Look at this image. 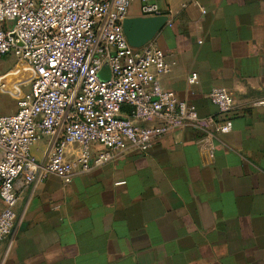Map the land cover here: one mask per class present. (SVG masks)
Wrapping results in <instances>:
<instances>
[{"label":"crops","instance_id":"crops-1","mask_svg":"<svg viewBox=\"0 0 264 264\" xmlns=\"http://www.w3.org/2000/svg\"><path fill=\"white\" fill-rule=\"evenodd\" d=\"M155 1L169 15L153 42L174 63L161 84L197 107L201 125L72 179H19L0 264H264V108L251 104L264 97V0ZM14 59L0 60V114L14 112L1 92ZM213 87L235 101L232 131L216 138ZM47 149L41 139L32 153Z\"/></svg>","mask_w":264,"mask_h":264},{"label":"built area","instance_id":"built-area-1","mask_svg":"<svg viewBox=\"0 0 264 264\" xmlns=\"http://www.w3.org/2000/svg\"><path fill=\"white\" fill-rule=\"evenodd\" d=\"M133 2L0 0V60L12 55L8 74L28 87L13 94L17 110L0 115V241L18 227L19 179L35 186L50 175L72 179L201 125L197 107L161 84L174 65L165 52L153 41L128 42L123 21ZM140 12L169 15L155 0H141ZM188 80L197 84L198 74ZM209 98L218 108L210 137L230 133L233 96L213 87ZM251 104L264 108V97ZM45 138L47 153L37 159L32 148Z\"/></svg>","mask_w":264,"mask_h":264},{"label":"water","instance_id":"water-1","mask_svg":"<svg viewBox=\"0 0 264 264\" xmlns=\"http://www.w3.org/2000/svg\"><path fill=\"white\" fill-rule=\"evenodd\" d=\"M167 21L168 16L166 15L128 17L123 21V30L130 45L140 48L153 41Z\"/></svg>","mask_w":264,"mask_h":264},{"label":"rangeland","instance_id":"rangeland-1","mask_svg":"<svg viewBox=\"0 0 264 264\" xmlns=\"http://www.w3.org/2000/svg\"><path fill=\"white\" fill-rule=\"evenodd\" d=\"M14 65H15V63H16V60L14 59ZM11 70V69H10ZM10 72V71H9ZM8 72V73H9ZM7 77H9V76H7ZM7 77H5L4 79H3V82H6V78ZM10 79H12V78H15V76H10L9 77ZM16 78H15V80H14V82H13V84H10V85H8V83L6 82L5 84H3V85H1V87H3L4 89H6L7 91L5 92V91H1L7 98H8V100L12 103V105L14 106V112L17 110V97H15L14 95H18V93L19 92H22L21 91V88H22V90L23 91H27L28 90V87H19V85L18 84H15V82H16ZM14 85H16L17 86V89H15L16 90V94H15V92L12 94L11 92H9L10 90H12V87L14 86ZM11 88V89H10ZM3 112H5V109L3 110ZM3 114H6V113H1L0 115H3Z\"/></svg>","mask_w":264,"mask_h":264}]
</instances>
